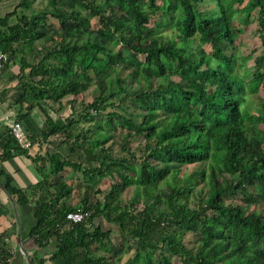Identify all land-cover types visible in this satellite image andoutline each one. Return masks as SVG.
Masks as SVG:
<instances>
[{
  "label": "trees",
  "instance_id": "obj_1",
  "mask_svg": "<svg viewBox=\"0 0 264 264\" xmlns=\"http://www.w3.org/2000/svg\"><path fill=\"white\" fill-rule=\"evenodd\" d=\"M254 10L255 56L232 22H251ZM12 42L34 57L20 60V96L43 114L40 140L54 136L69 151L47 154L50 172L34 186L5 184L31 205L29 237L54 244V264H264V0H48L0 32L4 66ZM91 86L83 112L95 129H78L76 113L53 104L69 95L72 107ZM139 137L143 158L127 147ZM67 168L81 172L76 185ZM76 210L91 214L65 218ZM0 250V264H14Z\"/></svg>",
  "mask_w": 264,
  "mask_h": 264
},
{
  "label": "crops",
  "instance_id": "obj_2",
  "mask_svg": "<svg viewBox=\"0 0 264 264\" xmlns=\"http://www.w3.org/2000/svg\"><path fill=\"white\" fill-rule=\"evenodd\" d=\"M47 5L48 0H27V3L26 0H0V32L16 23L20 14L29 16ZM21 45L18 42L10 43L8 48H14L16 52L0 70V249L9 252L14 264H31L30 256L34 257L36 254L44 259L42 264H54L49 257L54 244L37 248L29 237L34 224L31 205L19 203L17 194L5 188L7 176L10 177L9 185L14 189L34 186L50 172L47 154L58 152L60 157H65L69 153L65 143L58 145L52 142L54 136L49 135L40 140L39 126L43 114L36 108L29 110L27 104L22 102L20 95L24 88L20 81L23 76L20 72V60L31 62L34 57L25 45L26 49L19 50ZM14 120L20 121L28 130L32 142L37 140L29 149L21 148L9 134V125ZM40 157L45 161L42 162ZM68 170L62 172L66 182L76 185L79 178L82 179V174H74ZM1 252L2 250L0 254ZM34 262L38 264L35 258Z\"/></svg>",
  "mask_w": 264,
  "mask_h": 264
},
{
  "label": "rangeland",
  "instance_id": "obj_3",
  "mask_svg": "<svg viewBox=\"0 0 264 264\" xmlns=\"http://www.w3.org/2000/svg\"><path fill=\"white\" fill-rule=\"evenodd\" d=\"M170 3H174L175 0H169ZM201 8V7H200ZM205 9H207L209 12L212 11V6L211 5H206L204 6ZM214 13H217L216 9L213 10ZM256 10H254V13L252 14L250 20L251 22L247 21L246 18L242 15V16H238V20L236 21V19H233L232 22H234L236 25H238L241 29V31L238 33L237 35V42H240V44L242 45V47L240 48H243L244 50H242L244 53L245 51L247 50H250V49H255V50H260L258 45L260 46L259 42L257 41L256 37L253 36L255 35L254 33V29H255V17H256ZM253 17V18H252ZM55 24L56 21L53 20ZM206 50H210V47L209 46H205ZM257 50V52L254 54V56L259 52ZM248 61V64L249 66H251L253 64V57ZM176 78V77H174ZM135 86V85H134ZM134 86H128V88L130 89V91L133 90L132 87ZM93 86H91L90 88H88L83 94L82 96L78 97L77 100H75V102L73 103L72 107H69L70 105V101H73L72 99V96H65L61 102H60V106L59 104L57 103H54L53 107L55 108V110L57 111V114L58 115H62V116H67V115H72V113H76L77 117L76 118H79L80 119V122L79 124H77V122H75V125H79L78 126V129L81 127V128H84V129H87V128H90V129H95L94 126H93V122L94 120L92 119L91 121L87 119L86 115H84V112H83V107H84V104H83V101L84 102H89L92 98V95L90 93V91L92 90ZM259 95H264V92L261 90L259 93ZM258 94H252L251 97H250V101L251 102H256L255 100V97L258 95ZM254 104V103H253ZM133 108H130L129 111H132ZM127 114L129 112H126ZM70 115V116H71ZM105 122L104 120H102V123ZM116 137H118L119 135H115ZM66 144V143H65ZM67 145V144H66ZM148 146L149 145H146V142L141 139V137L139 138H135V140H130V142L127 144V147L131 148V149H134L138 152V156L139 158H143V155L141 154H145L146 152H144V149H148ZM66 147V146H65ZM68 147V146H67ZM114 150L116 152H119L121 150V144L119 145L118 143L114 145ZM140 153V154H139ZM185 169V168H184ZM186 171V170H185ZM189 170H187L188 172ZM81 174V172H79V175ZM79 177V176H78ZM177 181V179H176ZM103 182V181H102ZM173 182V181H172ZM110 183V179L108 178L107 180H105V183H101L100 186L105 189L107 187V185ZM176 183V182H175ZM179 183V182H178ZM132 195V188L131 187H128L121 199H122V202H126L127 199ZM251 208H253V206L250 207L249 210H251ZM107 224V223H106ZM111 226L113 227V229H117V227L114 225V224H111ZM114 233V234H113ZM112 233V241L120 248H123V241H122V238L120 237V235L118 233H115L113 232ZM196 240H197V234L194 233V232H188L185 234V237H184V243L189 247V248H194V245L196 243ZM119 248V249H120ZM127 255H125L126 257ZM124 257V258H125ZM175 262L177 261L176 259L174 260Z\"/></svg>",
  "mask_w": 264,
  "mask_h": 264
},
{
  "label": "built area",
  "instance_id": "obj_4",
  "mask_svg": "<svg viewBox=\"0 0 264 264\" xmlns=\"http://www.w3.org/2000/svg\"><path fill=\"white\" fill-rule=\"evenodd\" d=\"M8 54L0 49V70L4 66V62L7 60ZM9 134L14 139L17 145L21 148L29 149L33 142L29 137L30 133L23 127L20 121L14 120L9 125ZM89 211H68L65 218L72 222H82L90 216ZM90 225V223H88Z\"/></svg>",
  "mask_w": 264,
  "mask_h": 264
}]
</instances>
